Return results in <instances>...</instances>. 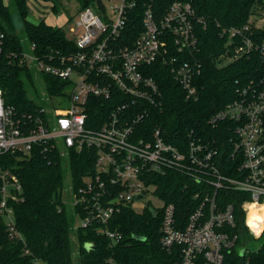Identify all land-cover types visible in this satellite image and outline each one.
I'll use <instances>...</instances> for the list:
<instances>
[{"label":"built area","instance_id":"2783aa9c","mask_svg":"<svg viewBox=\"0 0 264 264\" xmlns=\"http://www.w3.org/2000/svg\"><path fill=\"white\" fill-rule=\"evenodd\" d=\"M127 6L121 0L112 9L114 17L104 15L102 19L92 6L79 11L75 20L67 17L64 25L72 36L67 39L75 45L68 55L51 53L38 59L32 52L28 60L21 54L20 62L28 68L32 65L65 81L61 94H47L53 99L68 97L70 105H37L32 112H18L6 105L0 89V156L25 158L33 151L57 156L68 171V188L80 220L71 230L94 224L98 233L117 242L120 234L109 229L111 219L123 208L142 213L132 204L151 193L159 205L145 210L160 218L159 242L164 250L178 254L175 264H236L227 253L239 254L242 235L235 231V202L224 199L225 195L234 194L239 201L251 235L256 234L251 222L264 228V36L259 35L264 21L258 24L253 19L264 15L256 11L245 25L220 33L227 43L217 58L218 66L243 58L263 64L262 73L253 71L237 79L233 100L208 119L213 128L226 123L227 137L201 142L190 130L185 142L173 145L165 129L145 127L151 109L163 105L151 67L167 68L185 99L197 101V78L203 68L197 26L203 19L181 0L160 15L147 7L141 14V32L123 44L119 37ZM97 10L105 13V7ZM3 39L0 31V52ZM91 98L109 101L110 108L106 110L105 103L96 104ZM75 154H83L91 164L76 187L68 169ZM167 171L187 177L190 184L184 189L189 199L179 204L163 200L155 176ZM0 183V216L9 234L19 236L14 206L24 200L22 185L11 169L1 166ZM62 197L61 187V204Z\"/></svg>","mask_w":264,"mask_h":264},{"label":"trees","instance_id":"16d2710c","mask_svg":"<svg viewBox=\"0 0 264 264\" xmlns=\"http://www.w3.org/2000/svg\"><path fill=\"white\" fill-rule=\"evenodd\" d=\"M28 0H10L5 5L0 0V31L4 34L0 52V89L8 106L18 112H32L38 106L27 96L22 75L29 76V68L20 62L22 51L21 39L17 32L11 3L20 19L21 31L33 47V54L38 59L49 54L68 55L75 51V45L67 39L63 27L50 26L39 20L32 23L27 20ZM51 3L55 15L60 14L58 0H39ZM97 0H78L79 11L96 4ZM128 4L127 19L120 33L119 41L133 40L142 30L141 14L150 7L154 13L163 14L176 0H124ZM180 1V0H179ZM188 2L195 14L203 19L198 28L199 54L203 68L197 78L200 94L197 101L186 100L181 88L173 81L167 68L161 65L151 67V73L163 96V105L151 109V119L145 127L165 129L169 143L176 145L185 142L190 130L196 138L204 142L211 137L223 140L227 137L224 126L213 128L207 122L217 111L233 100L236 80L244 78L253 71L262 73L263 64L259 61L240 59L226 66H218L217 58L225 52L226 37H221L223 29L245 25L256 7L262 6L263 0H181ZM69 21L72 20L68 17ZM264 36V25L259 30ZM129 42V40H127ZM127 43V42H125ZM29 78V77H28ZM46 91L50 96L62 93L65 81L45 74ZM96 104L105 103L106 110L110 102L91 98ZM226 147V146H225ZM228 148V147H227ZM225 152V149H224ZM222 153V151H221ZM223 154V153H222ZM224 153L223 155H225ZM0 166L11 169L18 177L24 200L14 206L15 232L9 234L0 216V264H175L178 254L164 250L159 242L160 218L149 209L136 213L123 208L108 224L110 230L120 234L117 242L96 231V225L78 229L76 260L72 257L71 225L60 203V189L63 185L66 169L57 156H45L33 151L30 157L17 158L10 154L0 156ZM91 164L84 161L83 154L71 156L69 170L74 186L81 183L83 175L90 170ZM163 200L181 203L189 199L184 185L190 184L185 175L167 171L164 176H155ZM1 184V183H0ZM193 187V186H191ZM234 194L228 193L224 199L235 202V231L243 236L248 232L243 223V212ZM264 236V232L261 237ZM142 237L144 240L136 239ZM242 239V237H241ZM91 245L89 249L86 245ZM236 264L245 259L248 264H264V243L256 250L245 255L227 253Z\"/></svg>","mask_w":264,"mask_h":264},{"label":"rangeland","instance_id":"374dc122","mask_svg":"<svg viewBox=\"0 0 264 264\" xmlns=\"http://www.w3.org/2000/svg\"><path fill=\"white\" fill-rule=\"evenodd\" d=\"M8 1V0H6ZM102 3L105 7V13L98 12L96 5H92V10L95 14L99 15L100 18L103 19L104 15L109 17H114L112 13V9L118 6L121 3V0H102ZM60 14L64 17H74L78 13L79 10V3L78 0H58L57 2ZM28 8V15L27 20L32 23H37L39 20H44L46 23H49L53 26L59 24V22L53 18L55 15L54 12L51 10L50 5L48 3L39 2L37 0H30ZM10 10L13 15V20L17 28V32L19 33V37L21 39L22 44V51L26 55L27 59L30 60V56L32 54L31 44L29 43L26 35L24 32L21 31L20 26V19L14 9L13 4L10 5ZM256 11L260 14L264 15V0L262 6L256 7ZM253 19L258 23L261 24L264 21V17H253ZM252 20V19H251ZM63 28L66 31L67 37H72L71 34L68 32V25H64ZM229 61H226L224 65H226ZM30 62H28L29 64ZM45 74L40 72L37 68L31 65L29 68V78L25 75H22V79L24 82V88L26 90L27 96L31 98L37 105L43 106L45 108H49L50 105L57 106L59 108H67L70 105V101L68 97H54L49 98L47 91H46V82L44 78ZM46 98H49L46 99ZM66 169V168H65ZM70 184V177L68 171L66 170L64 174V180L62 185L63 190V197H62V208L67 216V219L70 225H79V218L76 216L74 207H73V196L70 194V189L68 188ZM159 205L157 198L148 193L145 197L138 202H134L132 207L137 211L143 212L146 206H156ZM252 229H255L256 234L251 235L249 231L242 236L243 246L239 247L238 253L241 255H245L247 258L249 253L256 251L263 243H264V236L261 235L264 232L263 226L259 225L257 222H251ZM76 231L71 230V245L72 249V257L74 260L77 259V237Z\"/></svg>","mask_w":264,"mask_h":264},{"label":"crops","instance_id":"0c3cea01","mask_svg":"<svg viewBox=\"0 0 264 264\" xmlns=\"http://www.w3.org/2000/svg\"><path fill=\"white\" fill-rule=\"evenodd\" d=\"M37 1H39V0H37ZM3 2H4L5 5H7L10 2V0H8V1L3 0ZM29 2H30V0L27 1V6L29 5ZM39 2H42V1H39ZM43 3H48L50 5V8H51V3H49V2H43ZM53 18L56 19L59 22V24L56 25V27H63L65 21L67 20V17L66 16L64 17L62 14H60L59 17H57L56 15H54ZM46 24H48L50 26H53V25H51L49 23H46Z\"/></svg>","mask_w":264,"mask_h":264},{"label":"water","instance_id":"95a60500","mask_svg":"<svg viewBox=\"0 0 264 264\" xmlns=\"http://www.w3.org/2000/svg\"><path fill=\"white\" fill-rule=\"evenodd\" d=\"M96 6L97 8L100 10V11H103L104 9V6H103V3H102V0H97L96 1ZM136 239H139V240H144V238L142 237H135ZM91 245L87 244L86 245V248L89 249Z\"/></svg>","mask_w":264,"mask_h":264}]
</instances>
